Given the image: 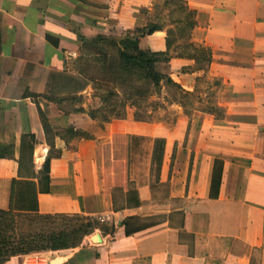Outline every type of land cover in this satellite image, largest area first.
<instances>
[{
	"label": "crops",
	"instance_id": "0c3cea01",
	"mask_svg": "<svg viewBox=\"0 0 264 264\" xmlns=\"http://www.w3.org/2000/svg\"><path fill=\"white\" fill-rule=\"evenodd\" d=\"M181 1L197 14L191 43L211 49L212 61L205 77L194 60L175 57L167 74L205 107L193 100L186 114L174 103L172 122L129 109L124 120L101 123L90 116L101 105L92 86L66 94L83 82V41L145 28L157 21L159 0H0V210L83 215L115 227L114 238L97 230L74 249L0 264H264V0ZM140 48L166 53L167 33L143 38ZM210 107L224 117L205 113ZM134 137L147 140L140 164ZM125 139L122 186L136 189L141 205L116 212V171L106 159ZM217 161L223 177L213 199ZM131 218L147 226L127 236Z\"/></svg>",
	"mask_w": 264,
	"mask_h": 264
},
{
	"label": "trees",
	"instance_id": "16d2710c",
	"mask_svg": "<svg viewBox=\"0 0 264 264\" xmlns=\"http://www.w3.org/2000/svg\"><path fill=\"white\" fill-rule=\"evenodd\" d=\"M164 7L166 9L171 8L173 14L178 12L179 9H182L179 11L188 12L187 17L189 19L177 21L180 22L178 24H184L186 21L188 33L186 31L183 35L176 31V27L174 28L177 24L166 27L161 20L157 19L156 22L148 23L145 28L128 32L119 38L98 36L92 40L84 39L82 56L77 61V69L83 77V82L81 85L77 84L79 88H73L66 94H76L80 87L86 89L92 86L95 90V97L100 99L102 105L99 109L90 113L92 119L99 120L101 123L109 122L112 119L124 120L127 116L128 102H132L130 107L138 108L139 103L134 101L135 98L144 100L155 94L160 96L164 89H175L180 93L182 97L180 103L186 114H190L195 110L191 105L193 95L185 92L171 79L169 74L160 72L159 66L169 65L175 57L186 58L194 60L197 70L204 72L206 77L212 61V50L206 47H196L191 43V34L197 26V14L190 10L185 2L165 0ZM163 31L167 33L166 53H154L140 48V41L143 38ZM185 40H187V43L182 45L180 42ZM214 83L216 86L220 84L218 81H214ZM115 85L120 86L125 91L126 101L115 102V98L120 94ZM100 87L105 91L104 95L98 93ZM118 108L120 115H116ZM120 108L122 109L120 110ZM204 112L216 119L224 117L223 111L217 107H210ZM44 122V127L48 131L49 126L46 120ZM76 135L88 138L84 133L78 132ZM130 140L132 143L139 142L138 145L134 143V149L139 151V154H134V162L136 164L144 162L147 140L135 137ZM162 149L163 142L156 140L154 143L153 166L154 169L156 168L154 171H157V174L161 167ZM52 159L53 157L49 156L44 165L43 174L48 179ZM222 177L223 163L217 161L211 191V198L213 199H217L219 196ZM117 178L118 181L122 179L121 175ZM16 185L14 181L13 198ZM112 196L116 212L141 205L136 189L125 191L122 185H118L112 190ZM24 220L32 222L33 231L29 233L21 231V222ZM146 226L147 224L140 223L138 218L128 219L125 222L126 235L131 236ZM97 230L104 235L111 234V237L114 238L115 227L102 222L100 218H89L83 215L21 214L13 210H0V261L18 256L74 249L82 243L85 237L92 235Z\"/></svg>",
	"mask_w": 264,
	"mask_h": 264
},
{
	"label": "rangeland",
	"instance_id": "374dc122",
	"mask_svg": "<svg viewBox=\"0 0 264 264\" xmlns=\"http://www.w3.org/2000/svg\"><path fill=\"white\" fill-rule=\"evenodd\" d=\"M164 1L165 0H159V2L157 3V8L154 9L153 11V18L154 20H161L162 23L166 26V27H170L171 25H175L174 28L176 27V31L180 32L181 34L184 35V33L187 31L188 33V29H187V24L186 21L184 22V24H178L180 22L177 21H182L183 19H189L188 16V12L187 11H179L182 9H179L178 12L176 13H171V8L166 9L164 7ZM179 34V33H178ZM180 34V35H181ZM180 43H182V45H185L187 43V40L185 41H181ZM181 51H183L181 49ZM180 52V51H179ZM159 70L160 72H163L165 74H167L168 70H167V65H163V66H159ZM99 77H101L99 75ZM210 83L209 85H211L213 83V81L208 82ZM115 88L120 92V94L118 95V97L115 98V102H121V101H126V94L125 91L123 89H121L120 86L115 85ZM211 89H209V93L211 92ZM127 92V91H126ZM99 94L104 95L105 91L102 89V87L99 88ZM214 94V93H213ZM211 94V95H213ZM199 97V99H198ZM181 95L179 92H177L175 89H164L162 91V94L159 95H153L152 97H148V99H144V100H139L137 98L134 99V101H136V103H139L138 108H132L130 107L131 105V101L128 102L129 107L127 108V112L132 110L133 112H135V117L136 118H143L142 120L144 121H148V122H159V121H165V122H172V120L174 118H176L177 116V109L175 107H172L171 105L175 104H181ZM98 99V98H97ZM196 100L197 102H199L200 106L198 107V109L202 110L203 107H205V105L202 104L204 98H200V95H197V97L195 96V99H191ZM133 101V100H132ZM98 102L100 103V99H98ZM102 106V105H100ZM117 106H122V105H117ZM195 107V105H192ZM122 108H120L121 110ZM130 109V110H129ZM126 112V113H127ZM116 115H120V111L118 108V112L116 113ZM127 117V116H126ZM141 117V118H140ZM123 140V139H122ZM119 142L117 144V146L114 148L110 146L109 148V158L106 159L108 165H109V171L111 169H113V171L115 172V181L113 182V188L116 187V185H123L124 180H125V174H126V169H127V165L126 162H128V159H126V155H128V151H127V143H129L126 139L124 141V143ZM134 143H138L139 142H133ZM135 145V144H134ZM114 148V153H113V149ZM112 155H114V158H112ZM122 177V179H120V181H118L117 177ZM160 196L159 197H164V195L167 194V191H160L159 192ZM158 202V201H157ZM158 203H155V205H157ZM163 206L162 210L165 209V205H161ZM157 210H159V207H157ZM34 230V226L32 225V222H30L29 220H24L23 222H21V231L22 232H31ZM40 257V255H39Z\"/></svg>",
	"mask_w": 264,
	"mask_h": 264
},
{
	"label": "built area",
	"instance_id": "2783aa9c",
	"mask_svg": "<svg viewBox=\"0 0 264 264\" xmlns=\"http://www.w3.org/2000/svg\"><path fill=\"white\" fill-rule=\"evenodd\" d=\"M102 222H106V220L105 219H102ZM34 255H36L37 257H39V255H37V254H34Z\"/></svg>",
	"mask_w": 264,
	"mask_h": 264
}]
</instances>
